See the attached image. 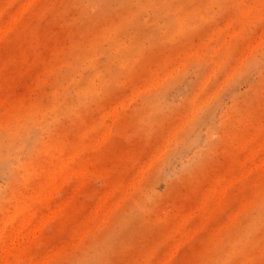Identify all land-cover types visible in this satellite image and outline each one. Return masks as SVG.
I'll list each match as a JSON object with an SVG mask.
<instances>
[{
  "label": "rangeland",
  "instance_id": "374dc122",
  "mask_svg": "<svg viewBox=\"0 0 264 264\" xmlns=\"http://www.w3.org/2000/svg\"><path fill=\"white\" fill-rule=\"evenodd\" d=\"M0 264H264V0H0Z\"/></svg>",
  "mask_w": 264,
  "mask_h": 264
},
{
  "label": "bare ground",
  "instance_id": "6f19581e",
  "mask_svg": "<svg viewBox=\"0 0 264 264\" xmlns=\"http://www.w3.org/2000/svg\"><path fill=\"white\" fill-rule=\"evenodd\" d=\"M58 155H61V154H58ZM59 157H60V156H59ZM55 158H58V156L56 155ZM63 158H64V157H63ZM63 158L61 157L62 160H63ZM65 159H66V158H65ZM52 161H53V160H52ZM55 161H56L55 164H57L60 160L57 161V160L54 159V161H53L52 163H54ZM60 162H61V163L63 162V163H62L63 165L66 164V162H65L64 160H63V161H60ZM61 163H59V165L57 164V166H60ZM55 164H52V166H51V167H53V165H54V169H55V167H56ZM56 168H57V167H56ZM61 169H62V168H60V170H61ZM65 169H66V168H65ZM55 170H57V169H55ZM60 172H62V170H61ZM30 196H31V195H30ZM23 197H24V196H23ZM31 197H32V196H31ZM33 197H34V196H33ZM30 203H31V202H30ZM17 206H18V205H17ZM20 207H21V209H22V206H21V205H20ZM20 207H19V208H20ZM13 208H14V207H13ZM21 209H19V210H21ZM24 210H25V209H24ZM16 211H17V210H16ZM18 212H19V211H18ZM18 212H17V214H18ZM12 228H13V227H12ZM12 228H11V230H12ZM13 229H15V227H14ZM17 229H18V226H17ZM19 229H20V228H19ZM20 230H21V229H20ZM17 231H18V230H17ZM17 231H16V232H17ZM11 232H15V231H11ZM11 232H10V233H11ZM16 232H15V233H16ZM15 233H12V234H15ZM13 236H14V235H13ZM3 244H4V243H3ZM3 244H2V245H3Z\"/></svg>",
  "mask_w": 264,
  "mask_h": 264
}]
</instances>
